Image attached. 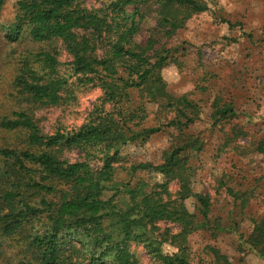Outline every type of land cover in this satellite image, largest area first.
Segmentation results:
<instances>
[{
  "label": "trees",
  "instance_id": "trees-1",
  "mask_svg": "<svg viewBox=\"0 0 264 264\" xmlns=\"http://www.w3.org/2000/svg\"><path fill=\"white\" fill-rule=\"evenodd\" d=\"M104 1L96 10L83 0L17 2L7 36L50 46L25 57L15 79L27 101L57 106L73 84L59 74L53 43L70 55L71 76L81 85L96 83L104 97L93 113L100 114L78 129L45 134L26 111L2 120V128L27 137L22 147L0 148V244L11 241L17 264H140L134 246H142L153 264H193L192 237L215 238L226 227L212 215V196L194 188L195 155L206 143L190 128L200 121L201 108L168 90L163 69L175 60L171 37L209 9L200 0ZM6 2L0 0V12ZM153 6L156 26L144 37ZM149 104L159 108L154 115ZM212 109L210 129L222 135L216 158L229 150L264 155V137L244 146L239 140L249 135L240 126L224 132L237 118L232 100L216 97ZM162 132L170 134V145L160 163L126 161L127 146H144ZM72 149L85 160L61 158ZM219 184L225 187L226 180ZM189 199H195L193 211ZM247 242L264 259V218L255 221ZM207 250L211 264H233L219 248Z\"/></svg>",
  "mask_w": 264,
  "mask_h": 264
},
{
  "label": "rangeland",
  "instance_id": "rangeland-1",
  "mask_svg": "<svg viewBox=\"0 0 264 264\" xmlns=\"http://www.w3.org/2000/svg\"><path fill=\"white\" fill-rule=\"evenodd\" d=\"M200 1L209 10L193 16L185 29L171 37L169 46L176 48L175 60L163 69L168 90L176 96L188 95L201 108L200 121L190 128L191 133L201 135L206 143L203 151L195 155L198 170L194 188L196 192L206 191L212 196V215L220 217L226 227L215 238L209 234L192 237V262L211 264V254L207 250L210 245L219 248L233 264H264V259L247 242L255 221L264 218V155L246 150L243 154H235L229 150L216 158L217 144L222 135L216 132L218 129H210L212 104L216 97H220L232 100L237 112V118L225 126L224 132L232 125L240 126L249 135L239 140L244 146L251 139L264 137V0ZM17 2L7 0L0 12V148L23 146L26 132L1 127L2 120L13 118L16 112L26 111L45 134H53L60 128L78 129L100 114L93 113L104 97V90L96 83L81 85L77 77L71 76L67 65L71 61L70 55L63 45L53 43L60 52L59 74L69 77L73 84L66 88L65 100L57 106L42 107L27 101L15 86V79L25 57L50 46L34 43L26 35L15 42L7 36V29L17 15ZM83 3L93 10L105 5L104 0H83ZM156 9L153 6L147 10L142 32L144 37L149 36L156 26ZM31 62L34 63L33 59ZM110 107L107 104L106 109L111 110ZM147 107L153 115L159 109L152 104ZM169 145L170 134L162 132L144 146L130 144L123 155L126 161L158 164ZM60 156L70 162L85 160L84 153L78 149ZM223 178L226 186L222 188L219 183ZM175 186L176 183L172 189ZM228 188H232V193ZM186 204L193 211L195 199H189ZM9 243L11 241L4 240L0 244V264H17ZM133 249L140 264H153L142 246H134ZM167 250L171 251L170 248Z\"/></svg>",
  "mask_w": 264,
  "mask_h": 264
}]
</instances>
